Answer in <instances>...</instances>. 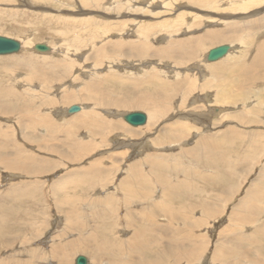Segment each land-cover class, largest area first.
<instances>
[{
    "label": "rangeland",
    "instance_id": "1",
    "mask_svg": "<svg viewBox=\"0 0 264 264\" xmlns=\"http://www.w3.org/2000/svg\"><path fill=\"white\" fill-rule=\"evenodd\" d=\"M223 33L235 37L223 39ZM0 35L18 39L22 46L17 53L0 55V103L10 109L0 112V123L11 147L18 144L39 168L25 173L0 165V264H75L78 255L87 264H115L122 256L131 264H145L156 257V250L167 246L175 251L181 247L175 243L185 238L182 248L190 249V258L184 253L175 260L173 253L163 264H216L214 242L229 222L231 203L256 176H264V69L252 85L248 80L254 71L240 68L262 55L258 46L264 41V0H0ZM204 36L203 46L190 54ZM40 43L49 52L33 48ZM220 44H228L229 52L208 61L207 51ZM182 47L187 52L178 53ZM219 63L232 67L231 78L211 70ZM219 80L223 83L217 85ZM102 90L114 103L91 99ZM152 93L158 101L143 96ZM138 97H143L139 107L115 104ZM153 103L160 107L153 110ZM73 105L79 109L69 112ZM132 111L145 113L148 121L129 124L123 113ZM27 112L54 118L55 129L46 121L31 123L23 116ZM83 117L97 123L75 126ZM101 121L106 125L99 130ZM110 123L122 128L109 130ZM172 125L187 126L176 141L165 132ZM210 141L223 150L210 147ZM82 143L89 148L76 156ZM204 144L224 155L202 156ZM148 162L157 164L152 168ZM134 163L150 182L140 188L147 195L138 198L119 184ZM98 164L101 173L91 176ZM156 176L166 182L165 197L175 205L166 214L157 213V224H149V200H159L164 191ZM183 179L192 186L173 191L174 181ZM128 182L139 189L140 182ZM232 184L239 191L236 199L225 202L220 218L192 227L175 217L185 203L196 206L191 215L201 218L202 198L211 199ZM262 215L264 209L250 226L233 233L254 239L242 244L250 259L235 264H252L257 252L264 253V236L256 231V225L264 224ZM158 227L163 231L158 233ZM138 230L144 235L133 237L138 249L129 251L130 237ZM202 238L203 250L195 247L192 252L193 242ZM155 240L159 245L151 244ZM63 243L70 245L62 250ZM145 244L149 251L141 253ZM52 245L58 249L55 256Z\"/></svg>",
    "mask_w": 264,
    "mask_h": 264
},
{
    "label": "bare ground",
    "instance_id": "2",
    "mask_svg": "<svg viewBox=\"0 0 264 264\" xmlns=\"http://www.w3.org/2000/svg\"><path fill=\"white\" fill-rule=\"evenodd\" d=\"M245 5V4H244ZM245 8V7H244ZM220 37H222L223 39H234V37H235V35H234V33H232V34H229V35H226L225 33H223V34H220ZM194 40V39H193ZM192 40V41H193ZM205 40V36L203 37V38H199L198 39V42H196V43H198L197 45H195V46H192L191 48V51H189V53L190 54H193V52H195L196 51V49H198L199 47H201V46H203V41ZM189 41V40H188ZM186 45V44H185ZM190 46V45H189ZM215 47V46H214ZM258 47H259V49H258ZM257 47V49L260 51H258L260 54H262L261 55V57H259L258 56V58L256 59V60H254V61H250V62H248V63H250L249 64V66H242V67H240V68H245V70H246V72H249V70H248V67H250L249 69H252L254 72L252 73V77H251V79H250V77H249V80L248 81H250V83L252 84V85H254L255 84V82L256 81H260L258 78H259V75H258V73H259V70L262 68V69H264V41H263V43L262 44H259V46ZM21 48H22V46H21ZM50 48V47H49ZM178 49V48H177ZM176 49V50H177ZM211 49V48H210ZM230 49V48H229ZM50 50V49H49ZM49 50L48 51H44L45 53L46 52H49ZM137 50V49H136ZM135 50V51H136ZM209 51V50H208ZM207 51V52H208ZM139 52V51H138ZM181 52H187V49L186 48H183L182 47V50L181 49H179L178 50V53H181ZM228 52H229V50H228ZM227 52V53H228ZM206 57V56H205ZM222 58V57H221ZM262 59V60H261ZM214 61H216V60H214ZM246 64V63H245ZM248 65V64H247ZM259 65V66H258ZM258 66V67H257ZM237 67V66H236ZM236 69V68H235ZM211 70L212 71H214L215 73H217V74H220L221 73V75H223V74H226L227 75V78H231V71L233 70L232 69V67H230L229 65H226V66H223V65H221L220 63L219 64H217V65H215V66H212L211 67ZM251 70V71H252ZM239 73V72H238ZM234 74H237V73H234ZM240 75V74H239ZM258 79V80H257ZM244 80V79H243ZM238 81V84L239 83H241V81H239V80H237ZM263 81V80H262ZM225 82H226V80H225ZM94 83V82H93ZM223 83V80H219L218 81V83H217V85H220V84H222ZM243 83V82H242ZM62 85V84H61ZM190 86H192V85H190ZM251 86V85H250ZM93 87H94V85H93ZM158 87V86H157ZM161 88V87H160ZM159 89V88H158ZM190 89V88H189ZM99 91V90H98ZM14 93H18V92H15L14 91ZM100 95L99 94H94V95H90L91 96V99L93 98L94 100H97V98L96 97H98V99H100V98H102L103 100L101 101V102H99L100 104H103V105H109V104H111V103H114L113 101H110L108 98H107V96H108V93L107 94H105L106 92H105V90H102V91H100ZM156 93V92H155ZM4 94V93H3ZM11 94V93H10ZM19 94V93H18ZM9 95V94H8ZM229 95V94H228ZM70 96H71V94H70ZM143 96H147L148 98H151V99H153L154 97H155V94H146V95H143ZM157 96H159V95H157ZM71 97H73V96H71ZM87 97V99H88V96H86ZM92 99V100H93ZM219 99V98H218ZM159 99L158 98H154L153 99V101H158ZM3 101H5V100H3ZM117 102V101H116ZM122 103V104H121ZM116 105H120V106H125V105H130V106H137V107H139V106H142V104H143V97H138V98H136V99H134V100H125V101H119V102H117V103H115ZM124 104V105H123ZM153 105H154V103H153ZM155 107L153 108V110H155V108H157V107H160V106H156V104L154 105ZM162 107H164V106H162ZM164 109L163 108H159V109H157V111L159 112V113H162V111H163ZM10 111V109H8L7 108V106H6V104H4V103H0V112L1 113H4V112H9ZM13 111H15V110H13ZM12 111V112H13ZM76 111V110H75ZM219 110H217V112H218ZM249 112V111H248ZM257 112V111H256ZM23 113V112H22ZM29 112H27V113H24V118H26V119H28L31 123L33 122L34 124H42V123H44L45 121L46 122H48L49 124L50 123H52V125L50 126V127H48V128H51L52 130H54L55 128V123L53 124V122H54V118L53 119H51V118H49V120L48 119H46V118H44V116H40L39 114H34L33 116L31 115V114H29ZM145 114V113H144ZM214 114H216V112L214 113ZM257 114H259L258 112H257ZM123 115H124V113H123ZM23 118V117H22ZM25 120V119H24ZM69 121V120H68ZM126 121V120H125ZM148 121V119H147V116L145 115V118H144V121L141 123H138V124H132V123H130V122H128L129 124H131V125H133V126H137V125H142L143 123L145 124L146 122ZM91 122H93L94 124L95 123H97V120H93V119H91V118H88V117H83L82 119H77V120H75V126H83V125H86L85 127H88V126H90V125H92V123ZM177 122H179V121H177ZM57 123V122H56ZM99 123H101L100 125V127H99V130L101 129V127H105V125H106V123L105 122H99ZM33 124V125H34ZM73 124H74V122H73ZM172 124H174V123H172ZM189 124V123H188ZM29 125V124H28ZM32 125V126H33ZM22 126V125H21ZM26 126V125H25ZM31 126V127H32ZM46 126H48L47 125V123H46ZM93 126V125H92ZM193 126V125H192ZM27 127V126H26ZM54 128V129H53ZM109 130H111V129H120V128H122L120 125H118L117 123H110V125H109ZM186 128H187V126H183V125H175V126H169V127H167L166 128V135L167 136H170L171 138L170 139H173L174 141H176V140H178L179 139V136L180 135H182L184 132H185V130H186ZM190 128V127H189ZM7 129V128H6ZM6 129H4L3 128V126H2V124L0 123V165L2 166V167H4V168H7V169H10V170H23V172H25V173H33L32 171H36V170H38L39 168L36 166V159L34 158V156H30V154L29 155H26L25 154V152L21 149V147L18 145V144H16V143H12L13 141H11L10 143H12L13 145H12V147H11V145L9 144V142H8V140H7V138H6V135H5V133H7L6 131ZM50 130V129H49ZM56 130H57V128H56ZM93 130V129H92ZM108 130V131H109ZM19 131V130H18ZM31 131V130H30ZM91 131V130H90ZM94 131V130H93ZM233 132V131H232ZM19 133V132H18ZM32 133V132H31ZM47 134V133H46ZM165 135V133H164V136H166ZM237 135V134H236ZM235 135V136H236ZM25 136V135H24ZM238 136H240V135H238ZM242 136V135H241ZM45 137V136H44ZM163 137V136H162ZM47 138V137H46ZM163 140V139H162ZM161 140V141H162ZM216 142H218V141H215V144H217ZM77 143V142H76ZM209 143V142H208ZM207 143V144H208ZM39 145V144H38ZM47 145H48V143H47ZM71 145H73V144H71ZM206 144H204V152H202L201 151V155L203 156L204 154L206 155V156H208L209 158H210V156L212 157V156H214V155H216L217 153L219 154V152L218 151H212V152H210V150H209V148L207 147V146H205ZM210 145H212L211 144V141H210ZM264 146V145H263ZM51 147V146H50ZM210 147H212V148H214V149H221V150H223V148L221 147H219V145L216 147V146H214V145H212V146H210ZM258 147V146H257ZM78 148H79V152L78 153H76L77 155L76 156H80V152H82V153H84L83 151H85V150H87V148H89V146L87 147V144H84V143H82V144H79L78 145ZM189 150H191V149H189ZM74 153V152H73ZM222 153V152H221ZM220 153V154H221ZM213 154V155H212ZM219 154V155H220ZM221 155H224V152L221 154ZM206 158V157H205ZM193 159H197L198 161H199V159L198 158H194L193 157ZM223 160V159H222ZM243 160V159H242ZM225 161H227L228 162V159H226ZM47 162V161H46ZM98 162V161H97ZM209 162V161H208ZM214 162H216V161H214ZM149 163V165H152V168H154V166L157 164V162H148ZM210 163V162H209ZM236 163V165H237V163H238V161H236L235 162ZM101 164V163H100ZM225 164V163H224ZM231 164H233V161L232 160H230V166H231ZM234 165V164H233ZM232 165V166H233ZM46 166V165H45ZM138 164L137 163H134V164H131L130 166H129V168H130V173L132 174V175H130V173H129V176L127 177V179L124 177V178H121L120 180V182H119V184H121V186L123 185V187L124 186H126V187H128L127 189H126V191H128L127 193L129 194H131L132 196L133 195H136V197L138 198V194H139V197H143V196H146L147 195V191H144V190H140V188L141 187H143L144 185L145 186H149V184H150V182H149V179H148V177H143V171H139L138 170ZM231 166V167H232ZM226 167V166H225ZM229 167V166H228ZM99 168H100V166H99V164L97 165V168L95 169V170H93V171H90V173H92V175L91 176H93V175H96V177H98V174H100L101 173V171H99ZM235 168V167H234ZM233 167H232V170L234 169ZM3 169V168H2ZM103 169L104 170H107L105 167H103ZM192 169V168H191ZM195 169V168H194ZM154 170V169H153ZM229 170V169H228ZM227 170V171H228ZM187 170L185 169V172H186ZM230 171V170H229ZM190 171H188V173H189ZM233 172L234 171H231L229 174L230 175H233ZM236 172V171H235ZM250 172V171H249ZM86 173V172H85ZM228 173V172H227ZM70 174V173H69ZM145 174V173H144ZM196 175V174H195ZM206 175V177L208 178L209 177V175L208 174H205ZM262 175V174H261ZM256 176V178L254 179L255 181H253L251 184H249L248 186H247V188H246V190H245V192H244V194L240 197V198H238L236 201H235V203H231V205H230V207H231V211H230V214H229V222H228V224L227 225H225L223 228H222V230L221 231H219V237L216 239V241L214 242V247H213V251H212V260L216 263V264H225L224 262L225 261H228V264H235V263H238V262H243L244 261V259H247V260H249L250 258L248 257V254H247V249H245V247H243L242 246V244L245 242V240L246 239H249V241L250 242H253V238H251V236H250V238L249 237H247V236H243V235H236V234H233L235 231H240V230H242L245 226H250V224L251 223H253V222H255L257 219H259L258 218V216H257V214L258 213H260V211L262 210V209H264V176L262 175V176ZM206 177H205V179H206ZM234 177V176H233ZM68 178V177H67ZM156 179L157 180H159V181H161V185H162V187H163V189H164V191H163V195L161 194V198L159 199V200H155V201H153L152 199L151 200H149V202H150V205H152L151 207H150V210H152L153 211V214H148V219L146 220V222H149V224H153L154 222H156V224H157V219L158 218H155V216H157V213L158 212H164L165 210H167V207L169 208V206H174L175 204H172L171 203V201L168 199V197L166 196L165 197V192H167V185L166 184H164V183H166V182H164V181H162V179H161V177H158V176H156ZM238 179H239V177H238ZM257 179V180H256ZM208 180V179H207ZM206 180V181H207ZM245 180V178L244 179H241V182H243ZM128 181H131V182H133L134 181V184L136 185L137 184V182L140 184L139 185V189L137 188L138 186H133V187H130L131 186V184L128 182ZM163 182V183H162ZM68 183V182H67ZM186 183L187 184H189V182L187 181V180H181V181H177V182H175L174 181V185L173 186H176V187H173L172 188V190L173 191H175V192H177V190H180V189H182L183 188V191H187V189L188 188H190L191 186H192V184H189V185H186ZM156 185V184H155ZM201 185V184H200ZM239 184H237V186H238ZM121 186H120V188L119 189H121ZM151 186V185H150ZM67 187H69L68 186V184H67ZM71 187H73V186H71ZM93 189V188H92ZM27 190V189H26ZM149 191H152V190H150V189H148ZM171 190V188H169L168 187V191H170ZM173 191H171V192H173ZM206 191V190H205ZM236 191L238 192L239 191V188H237L235 185H231V186H225L224 188H223V190H220V193L221 194H215V195H212V196H210L211 197V199H208L209 197L207 196V198H202V200H201V202L200 203H198V205L200 206V210L199 211H201V215H202V217L201 218H197V217H195V216H192L191 215V213L195 210V207L196 206H194V207H192L191 205H189L188 207L189 208H187L186 207V205H185V203H184V205H182L181 204V206H180V209L179 210H177L176 209V213H174V215H175V217H178V218H180V217H182V221L183 222H189L190 224H191V226L193 227V225H195L196 223L198 224V225H202V223L203 222H206L208 219H213V218H220L221 216H222V214L223 213H225L224 212V210H225V208L227 207V203H225V202H228V203H230V202H232L234 199H236L235 198V194H236ZM124 192V191H123ZM212 193V192H211ZM72 194V193H71ZM126 194V193H125ZM204 194H206V193H204ZM214 194V193H213ZM181 195V196H180ZM180 197H182V191H181V193H180ZM207 195V194H206ZM127 196H129V195H127ZM185 196V195H184ZM216 198H215V197ZM179 197V198H180ZM69 198V197H68ZM100 198H101V196H100ZM70 199V198H69ZM72 199V198H71ZM102 199V198H101ZM149 199V198H148ZM206 199H208V201H206ZM106 200V199H105ZM105 200H103V201H105ZM65 201V200H64ZM78 201V200H77ZM83 201V200H82ZM111 201V200H110ZM109 200H106V205H108V206H110V204H111V202H110ZM133 201V200H132ZM173 201V200H172ZM188 201V200H187ZM59 202V201H58ZM61 203V202H60ZM85 203V202H84ZM94 203V202H93ZM180 203V202H179ZM189 203V202H188ZM190 203H192V202H190ZM187 204V203H186ZM83 205V204H82ZM91 205V204H90ZM180 205V204H179ZM188 205V204H187ZM193 205V204H192ZM195 205V204H194ZM87 206V205H86ZM146 206V205H145ZM81 207V206H80ZM91 207H93V206H91ZM143 207V206H142ZM177 207V206H176ZM145 208V207H144ZM170 208H172V207H170ZM170 208L168 209V212H170L171 210H170ZM187 208V209H186ZM175 210V209H174ZM198 210V209H197ZM69 212H70V210H68ZM101 211H102V209H101ZM111 211V210H110ZM88 212V211H87ZM109 212V211H108ZM116 212V211H115ZM186 212V213H185ZM263 212V211H262ZM66 213H68V212H66ZM72 213H75V211L74 212H72ZM89 213V212H88ZM95 213V212H94ZM114 213V212H113ZM112 213V214H113ZM165 213V212H164ZM64 214H65V212H64ZM116 214V213H115ZM166 214V213H165ZM173 214V213H172ZM89 215V214H88ZM105 215H107V214H105ZM104 215V216H105ZM167 215H168V213H167ZM228 215V214H227ZM71 216V215H70ZM92 216V215H91ZM109 216V215H108ZM115 216V215H114ZM116 217V216H115ZM263 217H264V215H262V216H260V218H262L263 219ZM72 218H74V215H73V217ZM107 218V217H106ZM109 218V217H108ZM147 218V217H146ZM66 219V218H65ZM92 219H94V218H92ZM110 219H111V216H110ZM115 219V218H114ZM114 219H113V221H114ZM181 219V218H180ZM73 220V219H72ZM214 220V219H213ZM68 221H69V219H68ZM74 222V221H73ZM70 224L72 223V222H69ZM116 223V222H115ZM74 224V223H73ZM100 224V223H99ZM186 224V223H185ZM96 225V224H95ZM117 225V224H116ZM115 225V226H116ZM257 226V228H256V231H257V234H260L261 236H264V224L262 225H256ZM255 226V227H256ZM103 227H104V225H103ZM148 227V226H147ZM199 227V226H198ZM145 228V227H144ZM149 228V227H148ZM159 229V230H158ZM144 230V229H143ZM146 230H148L147 228H146ZM191 230V229H190ZM157 231H158V233H159V231H163V229H160L159 227L157 228ZM181 231H182V229H181ZM227 231L230 233V232H232V235L230 236V237H227L228 236V234H227ZM140 232H142V235H144V232L143 231H135L134 232V234L130 237L131 239H132V241H130V239H129V241H130V243H129V251H132L131 249H135V248H137L138 249V244H137V242L135 241L136 239H134L133 237H138L141 233ZM188 232V231H187ZM149 233V232H148ZM189 233V232H188ZM187 233V234H188ZM145 234H147V232H145ZM151 234V233H150ZM253 234H254V231H253V233H251V235L253 236ZM14 235V234H13ZM141 235V236H142ZM191 234H189V236H190ZM3 236V235H2ZM159 236V235H158ZM205 236V235H204ZM148 237V236H147ZM202 237V236H201ZM246 237V238H245ZM54 238V237H53ZM15 239H17V238H15ZM14 239V240H15ZM119 239V238H118ZM189 239V238H188ZM11 240V239H10ZM14 240H12V241H14ZM23 240V239H22ZM184 240H186V238L185 239H183V240H179L180 242H176L175 244L176 245H178V246H181V247H177L176 248V250L175 251H172L170 248H167L166 249V247H164V248H160L159 250H156L155 251V254H156V257H153V258H150L145 264H163V262H164V259H165V257H167L168 259H169V257H171L172 255H173V253L175 254V255H173V259H175V260H181V259H183L185 256H184V253H186V257H187V259H189L190 257H188V256H190V254H191V251H190V249H188L187 250V247L186 248H182V245H186V241H184ZM106 241V240H105ZM197 241V240H196ZM181 242H183V243H181ZM258 242V241H257ZM10 243V242H9ZM105 243V242H104ZM161 243V242H160ZM258 243H260V242H258ZM6 244V243H5ZM20 244H23V243H20ZM72 244H74V243H72ZM82 244V243H81ZM99 244V243H98ZM101 244H103V243H101ZM151 244H158L159 245V241L157 240H155V241H153ZM253 244V243H252ZM4 245V244H3ZM51 245V244H50ZM56 245V244H55ZM55 245H52V247L53 246H55ZM68 245H70L69 243H63V245H61V249L63 250V248L64 249H66V247L68 246ZM193 249H192V252L194 251V249H195V247H198L199 249V251H202L203 250V248H204V246H205V243H204V241H203V238L201 239V243H200V241H199V243L197 242V243H195V242H193ZM260 245V244H259ZM140 246V245H139ZM142 246V245H141ZM145 246H146V244H145ZM251 246V245H250ZM9 247V246H8ZM10 248V247H9ZM155 248V247H154ZM241 248V249H240ZM68 249V248H67ZM157 249V248H156ZM244 249V250H243ZM11 250V249H10ZM114 250V249H113ZM248 250H251L250 248L248 249ZM51 251H52V253H53V255H54V253H57V251H58V249H57V246H55V247H53L52 249H51ZM60 251V250H59ZM104 252V251H103ZM127 252V251H126ZM197 252V251H196ZM49 253H51V252H49ZM66 253H68V252H66ZM118 253V252H117ZM200 253V252H199ZM259 253H260V255L261 256H259ZM259 253L257 252V257L256 258H254L253 259V261H252V264H264V253H262V252H260L259 251ZM4 254V253H3ZM133 254V253H132ZM131 254V255H132ZM10 255V254H9ZM8 255V256H9ZM14 255V254H13ZM12 255V256H13ZM125 255H126V253H125ZM169 257H168V256ZM197 255V254H196ZM55 256V255H54ZM43 257V256H42ZM93 258V257H92ZM249 258V259H248ZM60 259V258H59ZM127 259H128V257H124V260H123V256L121 257V262L120 261H117V260H115V264H131V261L130 262H127ZM142 259V258H141ZM3 260V259H2ZM163 261V262H162ZM136 263V262H135ZM60 264H63V262L61 261L60 262ZM65 264H66V262H65ZM110 264V263H109ZM165 264V263H164Z\"/></svg>",
    "mask_w": 264,
    "mask_h": 264
},
{
    "label": "water",
    "instance_id": "3",
    "mask_svg": "<svg viewBox=\"0 0 264 264\" xmlns=\"http://www.w3.org/2000/svg\"><path fill=\"white\" fill-rule=\"evenodd\" d=\"M35 50L44 52L48 51L50 48L46 44H35L33 47ZM230 46L228 44H220L209 49L206 54V59L208 61H214L223 57L229 50ZM21 50V42L18 39L0 35V55L17 53ZM79 106L73 105L68 111L72 112L78 110ZM124 119L132 124L142 123L145 118V114L139 111H132L123 115ZM75 264H87V259L83 255H78L75 259Z\"/></svg>",
    "mask_w": 264,
    "mask_h": 264
},
{
    "label": "crops",
    "instance_id": "4",
    "mask_svg": "<svg viewBox=\"0 0 264 264\" xmlns=\"http://www.w3.org/2000/svg\"><path fill=\"white\" fill-rule=\"evenodd\" d=\"M131 211H132V209H129V210H128V212H131ZM121 224H122V223H121ZM156 231H157V230H156ZM125 232H126V231H125ZM125 232H124V233H125ZM157 232H158V231H157ZM178 242H180V241H178ZM139 249H140V247H139ZM139 251H140L141 253H142V252H147V251H149V248H148L147 246H144V245H143V246H141V249H140ZM115 259H116V258H115ZM167 259H168V258H167Z\"/></svg>",
    "mask_w": 264,
    "mask_h": 264
}]
</instances>
